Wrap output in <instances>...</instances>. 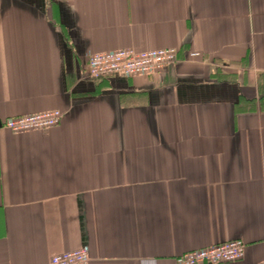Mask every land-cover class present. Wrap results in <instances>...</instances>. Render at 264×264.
Wrapping results in <instances>:
<instances>
[{
	"label": "crops",
	"instance_id": "0c3cea01",
	"mask_svg": "<svg viewBox=\"0 0 264 264\" xmlns=\"http://www.w3.org/2000/svg\"><path fill=\"white\" fill-rule=\"evenodd\" d=\"M129 47L178 61L89 77ZM235 239L224 264H264V0H0V264H179Z\"/></svg>",
	"mask_w": 264,
	"mask_h": 264
},
{
	"label": "built area",
	"instance_id": "2783aa9c",
	"mask_svg": "<svg viewBox=\"0 0 264 264\" xmlns=\"http://www.w3.org/2000/svg\"><path fill=\"white\" fill-rule=\"evenodd\" d=\"M191 55L198 56L199 52H192ZM177 61L178 49L175 47L142 51L130 47L120 48L92 54L88 61V75L92 78L109 74L151 75ZM64 114L61 109H52L9 117L4 126L15 133L48 129L60 124ZM245 251L246 243L241 239H235L187 251L178 256L177 261L179 264H224L240 260L244 257ZM90 260L88 248L81 247L54 255L50 264H90Z\"/></svg>",
	"mask_w": 264,
	"mask_h": 264
}]
</instances>
